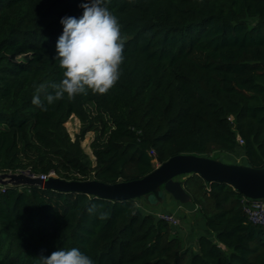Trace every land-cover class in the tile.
Instances as JSON below:
<instances>
[{
	"label": "trees",
	"instance_id": "obj_1",
	"mask_svg": "<svg viewBox=\"0 0 264 264\" xmlns=\"http://www.w3.org/2000/svg\"><path fill=\"white\" fill-rule=\"evenodd\" d=\"M82 2L0 0V172L110 183L140 177L152 157L215 150L264 165V0H106L125 41L118 81L42 111L35 86L62 78L60 19L79 18ZM180 181L211 233L196 248L136 198L0 184V264L71 248L93 264H264V226L246 219L241 193L196 173Z\"/></svg>",
	"mask_w": 264,
	"mask_h": 264
},
{
	"label": "clouds",
	"instance_id": "obj_2",
	"mask_svg": "<svg viewBox=\"0 0 264 264\" xmlns=\"http://www.w3.org/2000/svg\"><path fill=\"white\" fill-rule=\"evenodd\" d=\"M79 18L64 16L62 34L55 44L59 67L63 70L59 83H41L35 86L31 103L42 111L48 105L69 100L77 95L106 94L120 77L125 41L117 18L109 11L106 0H83ZM54 90V94L49 89ZM43 97V99H42ZM90 213L97 211L91 204ZM100 219H107V212L99 213ZM40 264H93L91 258L77 248L58 249L48 256H39Z\"/></svg>",
	"mask_w": 264,
	"mask_h": 264
},
{
	"label": "water",
	"instance_id": "obj_3",
	"mask_svg": "<svg viewBox=\"0 0 264 264\" xmlns=\"http://www.w3.org/2000/svg\"><path fill=\"white\" fill-rule=\"evenodd\" d=\"M184 173H196L205 182L223 181L247 199L264 197V165L254 167L246 163L226 162L193 152L172 154L140 177L110 183L95 178L64 179L56 175L40 178L23 171H1L0 184L38 185L110 199L142 197L146 203H157L161 192L165 191L178 202H186L191 199L190 194L176 178Z\"/></svg>",
	"mask_w": 264,
	"mask_h": 264
},
{
	"label": "crops",
	"instance_id": "obj_4",
	"mask_svg": "<svg viewBox=\"0 0 264 264\" xmlns=\"http://www.w3.org/2000/svg\"><path fill=\"white\" fill-rule=\"evenodd\" d=\"M224 161L244 163L241 155L235 156L233 154H229V157H227ZM142 200L143 203L141 205L145 209H149L154 213L162 211L171 212L178 220V224L176 225L177 228H175L176 233H178L183 238V242L185 244L191 245L192 248H196L194 220L195 215L199 216L200 214L198 212V206L195 203L191 202L190 200L186 202H178L165 191L161 192V199L157 203H146L144 199ZM201 225L202 226L200 228L202 232L200 234L211 236V233L206 229L202 222Z\"/></svg>",
	"mask_w": 264,
	"mask_h": 264
},
{
	"label": "built area",
	"instance_id": "obj_5",
	"mask_svg": "<svg viewBox=\"0 0 264 264\" xmlns=\"http://www.w3.org/2000/svg\"><path fill=\"white\" fill-rule=\"evenodd\" d=\"M238 141L241 142L239 138ZM148 153L152 155L153 154L152 149H149ZM151 161L153 163V166L158 164V162L155 160L154 157H152ZM32 175H38L40 178H45L48 175H54V173L52 170H49L46 173H39ZM242 201H243L242 210L245 214L246 219L251 223L264 226V197L247 199L243 196ZM155 214L157 216L164 218L172 226H176L178 224L177 218L171 212L162 211V212H156Z\"/></svg>",
	"mask_w": 264,
	"mask_h": 264
},
{
	"label": "rangeland",
	"instance_id": "obj_6",
	"mask_svg": "<svg viewBox=\"0 0 264 264\" xmlns=\"http://www.w3.org/2000/svg\"><path fill=\"white\" fill-rule=\"evenodd\" d=\"M22 58H24V55L16 56V59H22ZM64 124H65L69 134L71 136H73V134L77 131L79 121L74 115H71L64 122ZM92 136H93V131H87L84 134V137L80 141V144H81L83 150L85 152H87L90 157H92V155H91V151H90V147H89V141L91 140ZM211 155L214 156L215 158H219V159H221L223 161L226 160L227 157H229V154L227 152L217 151V150L212 151ZM186 176H187V173H184V174L177 175L176 178L179 179V180H183ZM188 187L192 191V189H194L193 183H189ZM136 199H137V202L139 204L143 203V200H142L143 198L142 197H136ZM199 216H201V215H199ZM199 216L195 215L194 236H197L198 234H200L202 232V230L200 228L202 226L201 222H202V224H204V223H203L202 217H199ZM175 228H177V226H173L174 230H175Z\"/></svg>",
	"mask_w": 264,
	"mask_h": 264
}]
</instances>
